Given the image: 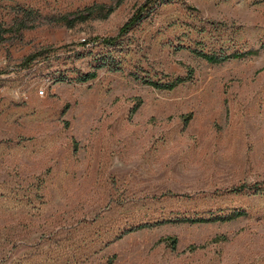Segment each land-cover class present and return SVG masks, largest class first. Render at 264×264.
I'll return each instance as SVG.
<instances>
[{
  "label": "rangeland",
  "instance_id": "1",
  "mask_svg": "<svg viewBox=\"0 0 264 264\" xmlns=\"http://www.w3.org/2000/svg\"><path fill=\"white\" fill-rule=\"evenodd\" d=\"M146 2L120 44L92 40ZM100 3L118 5L48 22ZM20 8L37 17L18 32ZM0 27V264H264V0H0ZM179 44L257 53L213 64ZM108 51L120 70L74 80ZM188 68L172 90L132 75Z\"/></svg>",
  "mask_w": 264,
  "mask_h": 264
},
{
  "label": "trees",
  "instance_id": "2",
  "mask_svg": "<svg viewBox=\"0 0 264 264\" xmlns=\"http://www.w3.org/2000/svg\"><path fill=\"white\" fill-rule=\"evenodd\" d=\"M117 5L118 4H116V6L106 5V4H102V3L92 4V5L84 8L80 12H77L73 15L64 14V15H60V16H56V17L51 16L48 18L49 19L48 22L53 23V24H57V25H62V26L67 27V28H71L76 23L83 22L87 19H105L116 9ZM147 5H148L147 2L143 5H141V7L138 8L135 11V13L122 26L119 27L116 34H114L112 36H106V37H95L92 40L94 42L98 40L96 45L102 44L106 48H109V47L114 48L116 45L120 44V42H121L120 39L122 37H124L138 23V21H140L142 19V17H143L142 11L145 9V7ZM36 13L37 12H35L29 8H20L19 14L21 15L20 16L21 19L19 22L18 29H16V31L19 32L21 29H24L27 27H33V24H27L26 21H29V20L35 21V19L37 17ZM7 31H8L7 29H1V27H0V38L2 37L3 33H6ZM82 44H86V40H84L82 42ZM92 45H95V44L92 43ZM92 47H94V46H92ZM261 48L264 49V44H263V46H261ZM46 49H48V48L41 49L39 51H36V52L28 55L24 59V61L27 63L33 61L34 59H36L37 57H39L43 53H45ZM92 49H94V48H91L89 50V53L92 52ZM177 49L178 50L187 49L191 53H193V54L205 59L207 62L213 63V64L221 63V62L229 60V59L241 58V57H244L248 54L250 55V54L257 53V50H247V51H243V52L233 51V52H230L228 54L227 53L217 54L214 52H206L200 48H193L190 46H185L184 44H179L177 46ZM93 59L96 60V64L93 66V68L91 70L85 72V73H82V74H79L78 76H76L74 78L75 81L83 83V82H87L91 79H94L97 76V70L101 67H106L107 69L112 70V71H118L121 69L119 61L116 59V57L114 55H112L111 51H108L107 53L103 54V58L96 57ZM192 74H193V70L191 68H188L187 69V75L185 77H176L173 80L162 82L159 80H154L151 78H147L145 76H139L138 74L132 73L133 77L135 79L139 80L140 82L147 84L153 88L162 89V90H172L177 85L189 80L192 77ZM64 78H65L64 76H60L58 79L63 80ZM136 109H137V107L135 106L132 108L131 111L134 112ZM249 187L250 186L243 183V184H240V185L232 188L231 191L239 192L242 190H246ZM244 214H245V211L236 210V211H233L226 216H213V217H209V218L198 217V218L168 219V220H163V221H157V222L152 223V224H140V225L135 226V228H132V229H141L144 227L158 225V224H161L164 222H190V223L200 222V223H202V222L217 221V220L225 221V220L235 219V218L240 217ZM220 240H222V239H220ZM160 241L165 242L172 249H174L176 244H177V238L174 236H167V237L161 238Z\"/></svg>",
  "mask_w": 264,
  "mask_h": 264
}]
</instances>
